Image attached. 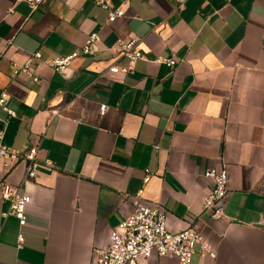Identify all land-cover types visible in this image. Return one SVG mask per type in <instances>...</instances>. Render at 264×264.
Listing matches in <instances>:
<instances>
[{
  "label": "crops",
  "instance_id": "crops-1",
  "mask_svg": "<svg viewBox=\"0 0 264 264\" xmlns=\"http://www.w3.org/2000/svg\"><path fill=\"white\" fill-rule=\"evenodd\" d=\"M14 1L0 0V94L15 114L0 108L2 143L20 153L36 147L38 166L28 182L24 161L0 167V183L30 197L20 228L1 216L9 202L0 196V264H90L138 193V203L165 211L169 230L203 234L216 251L203 264H264V0H185L181 8L129 0L112 22L108 11L123 0H105L108 9L43 0L35 10ZM92 32L98 54L63 73L46 63L78 51ZM135 38L146 60L109 74L128 64L111 48ZM28 59L38 81L14 75ZM221 166L227 192L215 220L202 211L212 184L205 172ZM141 264L177 262L151 256Z\"/></svg>",
  "mask_w": 264,
  "mask_h": 264
},
{
  "label": "built area",
  "instance_id": "built-area-1",
  "mask_svg": "<svg viewBox=\"0 0 264 264\" xmlns=\"http://www.w3.org/2000/svg\"><path fill=\"white\" fill-rule=\"evenodd\" d=\"M129 0H123L122 4L114 10H109L107 22H112L124 14L123 4ZM15 3L25 2L31 10H35L43 0H15ZM185 0H176L177 8H181ZM94 4L103 9H108L105 0H95ZM11 11V9H10ZM100 38L96 32L90 33L81 48L69 55L55 57L46 61L56 72L63 73L71 65L72 61L79 56H93L101 51L98 44ZM139 41L138 38L129 42H118L111 49L125 57L128 61L127 66L118 67L112 65L108 68L111 75L121 73L127 74L134 71V64L137 60H146L144 55L136 50L135 45ZM32 57L40 60L41 53L34 52ZM154 63L173 67L178 60L167 57H157ZM30 59L24 64L14 66V75L19 73L32 77L38 81L30 68ZM8 95L5 91L0 94V108L9 116L15 114L9 109L5 103ZM104 105L100 106V112H104ZM4 137V129H0V167L7 172L18 161L25 162V172L23 182L32 181L37 176L38 162L36 159L37 148L31 147L25 153H20L15 149L5 146L2 143ZM50 165L48 161H45ZM205 176L212 182L207 190L203 201L202 211L208 212L212 219L218 220L223 216V210L218 205L227 192L228 174L225 167L210 168L205 172ZM149 172L146 171L144 182L148 181ZM0 196L3 200L9 202L7 211L1 216L6 219L13 217L18 226L21 228L26 225L27 215L25 206L30 202V197L26 194H19V188L1 181ZM138 193L134 199V210L131 215L110 229L108 235V244L102 248L93 250L94 260L90 264H141L145 259L155 256L174 258L177 264H203L207 259L215 260L216 251L210 246L203 234L192 226H187L179 231H171L167 227L165 211L155 205L138 203L140 198ZM2 224H0V234ZM23 236L21 233L17 235V245L22 246ZM196 258L194 260L193 258Z\"/></svg>",
  "mask_w": 264,
  "mask_h": 264
}]
</instances>
